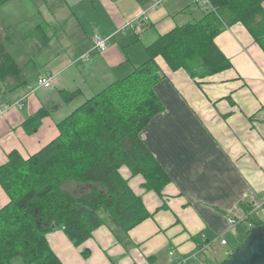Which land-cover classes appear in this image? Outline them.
<instances>
[{
	"label": "crops",
	"instance_id": "1",
	"mask_svg": "<svg viewBox=\"0 0 264 264\" xmlns=\"http://www.w3.org/2000/svg\"><path fill=\"white\" fill-rule=\"evenodd\" d=\"M163 1L152 7L155 0H42L48 12L29 35L7 36L4 43L18 73L0 76V107L9 105L0 116V165L11 151L23 158L33 155L58 135L57 124L75 108L146 61V46L159 35L209 10L200 0L194 5ZM186 9L195 15L180 20ZM144 10L139 31H118ZM19 12L14 20L24 13ZM94 35L111 36L105 51L92 50ZM15 37L16 48L11 45ZM135 41L140 48H132ZM214 41L231 67L202 78L171 70L161 56L155 58L162 78L154 91L164 109L140 137L171 181L159 195L142 187L140 175L120 169L149 216L127 232L106 218L79 246L62 228L54 229L46 237L62 264H216L253 223L264 222L259 202L264 197V51L241 23L228 26ZM49 47L55 49L49 52ZM45 75L52 77L49 88L38 85ZM62 92L76 95L66 102ZM42 107L50 112L27 133L26 118ZM8 201L0 185V208ZM202 232L220 239L201 250ZM217 244L226 257H214ZM13 264L25 263L16 258Z\"/></svg>",
	"mask_w": 264,
	"mask_h": 264
},
{
	"label": "trees",
	"instance_id": "2",
	"mask_svg": "<svg viewBox=\"0 0 264 264\" xmlns=\"http://www.w3.org/2000/svg\"><path fill=\"white\" fill-rule=\"evenodd\" d=\"M9 1L0 0V7ZM208 1L203 17L159 35L146 46V61L61 120L54 139L28 158L16 151L8 154L0 165V185L9 197L0 208V264H13L16 258L25 264H62L46 237L54 229L62 228L79 246L106 218L127 232L149 216L120 169L140 175L142 187L159 195L171 181L140 137L164 109L154 91L162 78L155 58L161 56L171 70L184 69L191 78L227 69L231 63L214 39L234 23H241L264 51V0ZM14 72L17 65L0 41V76ZM75 95L62 92V99ZM49 112L42 107L27 117L25 131L34 132ZM71 183L87 189L75 193L66 187Z\"/></svg>",
	"mask_w": 264,
	"mask_h": 264
},
{
	"label": "rangeland",
	"instance_id": "3",
	"mask_svg": "<svg viewBox=\"0 0 264 264\" xmlns=\"http://www.w3.org/2000/svg\"><path fill=\"white\" fill-rule=\"evenodd\" d=\"M169 1L171 2L174 0H164L163 3L166 4ZM189 3L193 4V0H189ZM200 4H201V7H204V5H206L201 0H200ZM22 11L24 13L20 16V19L14 20V17H16L18 12L21 13ZM38 11H40L41 13L39 14ZM47 12H48V10L44 6V3L42 2V0H20L18 2H15V1L7 2L6 4H4L0 7V39L2 40L3 43H5L7 40V38H6L7 36H15L16 34H20L21 36L25 37V36L29 35V30H33L32 27H33L34 23H37L40 20L41 14L44 16V14H46ZM190 13L195 15L193 12V9L184 10L181 14L184 15L186 18H180V20L187 19V17H189L191 15ZM126 30L131 31L129 28ZM18 41H19V39L15 37V41L11 45H13L14 48L18 47V45H17ZM30 42H33V40H31ZM140 46H141L140 41H137V42L135 41L134 44L132 45V48H134V49L140 48ZM49 48H50L49 52H52L53 47H49ZM53 49H55V48H53ZM48 54L49 53H47V55ZM66 187H70V188L73 187L72 189L75 193L81 192L83 189H85V190L87 189V186L82 187V186L76 185L75 183H71L69 185L66 184ZM100 214L102 216L104 215L102 212H100ZM238 228H240V230L242 231V234L240 236V238H241L244 235L243 234L244 228L241 224L238 225ZM200 235H201L202 239H205V240L213 239V238H216V239L219 238L220 239V237H217V236H213V238L209 237V236H207V234L205 232H202ZM227 238L229 239V236ZM216 239H214V240H216ZM233 246H234V242L229 240L228 246H226V248L230 249V251H231ZM223 248H225V246ZM220 250H221V247L219 244H217L215 249L212 251V252H214V257L216 259H220L224 256L223 251H220ZM224 257H226V256H224ZM226 258H224V259H226ZM223 260H221V261H223ZM221 261L219 260V262L216 264H219Z\"/></svg>",
	"mask_w": 264,
	"mask_h": 264
},
{
	"label": "water",
	"instance_id": "4",
	"mask_svg": "<svg viewBox=\"0 0 264 264\" xmlns=\"http://www.w3.org/2000/svg\"><path fill=\"white\" fill-rule=\"evenodd\" d=\"M221 264H264V222L250 228Z\"/></svg>",
	"mask_w": 264,
	"mask_h": 264
},
{
	"label": "built area",
	"instance_id": "5",
	"mask_svg": "<svg viewBox=\"0 0 264 264\" xmlns=\"http://www.w3.org/2000/svg\"><path fill=\"white\" fill-rule=\"evenodd\" d=\"M202 2H204L208 7L209 6V1L208 0H201ZM161 3V0H155L154 4L152 5L155 6V5H158ZM146 19V11H141L135 18L127 21L125 23V25L120 28L118 31H121V30H125V29H130V30H133L135 32V30H140L141 29V21L140 20H144ZM111 36H102V35H94L93 38H92V50L96 51V52H103L107 49V46H108V43H109V39H110ZM88 54L85 55V57H87ZM38 85L40 87H43V88H49L52 86V77L49 76V75H45V76H42L38 79ZM8 106H3V107H0V116L3 115L5 113V111L8 110ZM260 204H263L264 203V197L261 198L259 200ZM229 224L230 225H233L235 223V220L234 219H229L228 220ZM215 242L214 238L213 239H208L206 240L202 246H201V250H203L204 248H207L208 246L210 245H213ZM220 242L222 244H225L226 241L221 239Z\"/></svg>",
	"mask_w": 264,
	"mask_h": 264
}]
</instances>
